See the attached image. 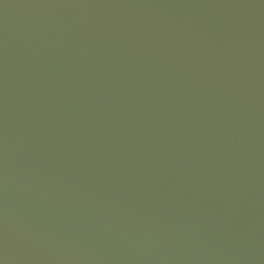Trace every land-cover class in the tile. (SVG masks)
I'll use <instances>...</instances> for the list:
<instances>
[{
	"label": "water",
	"instance_id": "water-1",
	"mask_svg": "<svg viewBox=\"0 0 264 264\" xmlns=\"http://www.w3.org/2000/svg\"><path fill=\"white\" fill-rule=\"evenodd\" d=\"M0 264H264V0H0Z\"/></svg>",
	"mask_w": 264,
	"mask_h": 264
}]
</instances>
